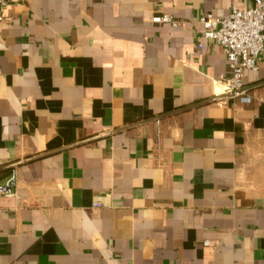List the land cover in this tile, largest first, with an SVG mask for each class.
<instances>
[{
  "label": "crops",
  "instance_id": "crops-1",
  "mask_svg": "<svg viewBox=\"0 0 264 264\" xmlns=\"http://www.w3.org/2000/svg\"><path fill=\"white\" fill-rule=\"evenodd\" d=\"M233 4L5 7L0 264H264V55L250 102L213 101L231 71L200 22Z\"/></svg>",
  "mask_w": 264,
  "mask_h": 264
},
{
  "label": "built area",
  "instance_id": "built-area-1",
  "mask_svg": "<svg viewBox=\"0 0 264 264\" xmlns=\"http://www.w3.org/2000/svg\"><path fill=\"white\" fill-rule=\"evenodd\" d=\"M11 1L14 0H0V22L5 20L2 12ZM153 21L175 27L180 25L171 15L158 16ZM200 22L205 28L203 39L217 43L227 57L231 76L225 82L224 92L242 102H250L243 79L247 70L258 69V62L264 55V0H252L251 6L245 8L233 4L224 18L204 14ZM202 44L200 41L198 46ZM16 186L17 172L14 170L7 181L0 184V196H14ZM94 206L101 207L99 203Z\"/></svg>",
  "mask_w": 264,
  "mask_h": 264
},
{
  "label": "water",
  "instance_id": "water-1",
  "mask_svg": "<svg viewBox=\"0 0 264 264\" xmlns=\"http://www.w3.org/2000/svg\"><path fill=\"white\" fill-rule=\"evenodd\" d=\"M246 90H247V88H246ZM230 96H232V94L227 93V94H225V95H221V96H217V97H215V98L213 99V101L220 100V99H223L224 97H230Z\"/></svg>",
  "mask_w": 264,
  "mask_h": 264
}]
</instances>
